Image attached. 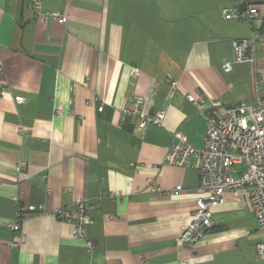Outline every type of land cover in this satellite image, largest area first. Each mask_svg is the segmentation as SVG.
Wrapping results in <instances>:
<instances>
[{"label": "crops", "instance_id": "crops-1", "mask_svg": "<svg viewBox=\"0 0 264 264\" xmlns=\"http://www.w3.org/2000/svg\"><path fill=\"white\" fill-rule=\"evenodd\" d=\"M249 3L263 33L257 62L226 72L233 41L252 35L222 15L235 0H0V264H264V237L237 192L213 210L199 244L178 243L200 174L166 162L179 132L204 148L206 115L189 94L225 107L264 98V0ZM36 5L68 22L43 23ZM135 96L146 113L167 109L162 126L135 131L122 113ZM77 199L87 202L92 249L55 217ZM29 206L44 213L12 231Z\"/></svg>", "mask_w": 264, "mask_h": 264}, {"label": "built area", "instance_id": "built-area-1", "mask_svg": "<svg viewBox=\"0 0 264 264\" xmlns=\"http://www.w3.org/2000/svg\"><path fill=\"white\" fill-rule=\"evenodd\" d=\"M34 9L43 23L53 20L60 24L68 22L66 15L45 12L39 5ZM222 15L225 20L245 22L252 28L249 38L233 41L234 57L232 61L225 62V71L229 72L233 63L256 64L257 44L263 38L258 8L252 6L249 0H235L234 6L222 8ZM135 74L138 76L139 71ZM178 88L179 82L171 81V94ZM187 99L198 112L206 115L207 130L202 150L194 148L183 133H177L166 158L170 165L194 168L200 174L196 190L197 209L182 230L178 243L195 247L204 239L216 224L213 210L225 202L228 192L239 193L241 199L249 204L257 221L258 233L264 237V98L232 107H225L217 99L208 103L200 93L189 94ZM15 102L20 105L25 99L17 96ZM143 103V97L135 96L122 112L124 116L130 117L138 133H143L149 126H162L167 116L166 108L155 113L144 112ZM98 110L102 112L103 107ZM240 166L244 168L242 171L239 170ZM26 168V162H19L17 165L20 173ZM150 189L152 192H159L154 185ZM86 210L87 202L77 199L72 206L58 210L55 217L61 222L74 225V237L83 240L92 249L94 244L88 232L93 222ZM42 213L43 207H19L9 228L18 232L26 217ZM256 248L259 257L264 260V239L258 242ZM178 264L191 263L182 259Z\"/></svg>", "mask_w": 264, "mask_h": 264}, {"label": "rangeland", "instance_id": "rangeland-1", "mask_svg": "<svg viewBox=\"0 0 264 264\" xmlns=\"http://www.w3.org/2000/svg\"><path fill=\"white\" fill-rule=\"evenodd\" d=\"M233 52H234V49H233Z\"/></svg>", "mask_w": 264, "mask_h": 264}, {"label": "trees", "instance_id": "trees-1", "mask_svg": "<svg viewBox=\"0 0 264 264\" xmlns=\"http://www.w3.org/2000/svg\"><path fill=\"white\" fill-rule=\"evenodd\" d=\"M261 31H262V29H261Z\"/></svg>", "mask_w": 264, "mask_h": 264}]
</instances>
